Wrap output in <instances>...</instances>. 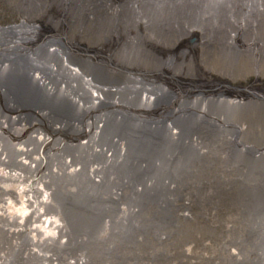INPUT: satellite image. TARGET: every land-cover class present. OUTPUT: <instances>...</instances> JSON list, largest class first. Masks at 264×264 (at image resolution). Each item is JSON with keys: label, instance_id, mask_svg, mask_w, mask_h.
Wrapping results in <instances>:
<instances>
[{"label": "bare ground", "instance_id": "1", "mask_svg": "<svg viewBox=\"0 0 264 264\" xmlns=\"http://www.w3.org/2000/svg\"><path fill=\"white\" fill-rule=\"evenodd\" d=\"M0 3L15 17L0 23V264H147L162 253L161 264L169 254L172 264H264V0ZM116 111L146 122V137L171 150L154 154L171 171L146 185L160 192L154 204L139 188L101 185L93 198L104 206L84 228L65 184L83 173L70 157ZM35 120L43 135L29 133ZM218 204L238 219L207 208ZM189 206L206 221L189 223L214 241L202 250L180 249Z\"/></svg>", "mask_w": 264, "mask_h": 264}, {"label": "water", "instance_id": "2", "mask_svg": "<svg viewBox=\"0 0 264 264\" xmlns=\"http://www.w3.org/2000/svg\"><path fill=\"white\" fill-rule=\"evenodd\" d=\"M196 41L197 38H193L191 42L195 43ZM18 97L19 100H16L20 105H23L22 97L20 95ZM36 98L40 99L42 104L51 107L52 110L56 108L55 103L52 101L53 99H49V101L51 100L50 103L48 101L46 103L43 97L39 96L35 97V99ZM115 113V116L111 117L109 123L106 124L105 129L99 132L95 142L89 140L84 141V143H87L85 147L76 145V147L79 148L78 155L80 157H70L72 165H79L83 173H78L76 176L69 178L70 182L65 184L72 186L75 192L74 194H71L70 191L64 192V195L71 194V200L69 201L71 211L81 214L79 220L84 228L89 227L91 225V220H94L92 219L93 217L90 218V216L100 212L102 210L101 207L104 206L101 199L93 198L95 197L94 195L98 194L97 191L100 190L102 187L101 185L105 186L104 192L107 190L109 193L122 190L126 187L129 189L130 193V190L136 191L139 188L143 195L149 193L148 196H151V202L154 204L157 202L156 195L160 192L157 191L158 189L156 188L146 192V185L149 182L159 184L161 181L165 180L168 172L171 171L169 167L170 161L165 165L164 163H157V160L154 158V154L162 151L171 152V150L163 146L159 138L151 139L149 136L146 137V122L140 124L136 123V125L133 123L137 122L136 116L125 114L122 111H116ZM69 115H65L63 111L61 116H63L62 118L64 120L65 116ZM55 117L56 116H54L55 121L59 120L55 119ZM101 119V117H95L93 119V130H95L99 124H102L100 123ZM65 121H67L66 118ZM149 130L154 132L152 128ZM158 130V127L155 128V131ZM93 149L97 151V153ZM96 166L101 168L97 171L98 174L96 173L99 176V180L98 178L97 180L93 178L92 175L90 177L87 176L85 171ZM79 177L84 178L81 184H79ZM82 187H86L90 190H83ZM53 197H55V202L62 207V204L65 202L63 192H55ZM126 202L129 203L127 200ZM65 205L66 203L63 206V210L62 208L59 210L68 226L75 231L73 227L74 220H72L71 215L67 214L66 209H64Z\"/></svg>", "mask_w": 264, "mask_h": 264}, {"label": "rangeland", "instance_id": "3", "mask_svg": "<svg viewBox=\"0 0 264 264\" xmlns=\"http://www.w3.org/2000/svg\"><path fill=\"white\" fill-rule=\"evenodd\" d=\"M4 10H7V7L4 4L0 3V23H10V22L14 21L15 17H14L13 14H10L7 17H5V15L3 16ZM193 38L190 39L189 44H194V43L191 42L193 40ZM166 52H169V51L166 50ZM162 53H163V51H162ZM33 122H35V124H34L35 127H33L32 130L29 131V133H33L35 135H43V132H45V128H43L42 126H44V123L45 122H41V121H37V120L32 121V123ZM81 140L86 141L84 138H82ZM17 142H19V141H17ZM219 155H220V158L221 157L224 158V155H223L222 152H221V154L219 153ZM205 186H208L207 187V191H206L208 193V196L212 197V199H213L217 194H215V191L212 188V185L211 184L210 185L205 184ZM70 189H73L74 190V188L72 186H70ZM6 197H10V195L6 194ZM195 198L197 200V197H195ZM195 207H196V203H195ZM195 207L193 209L191 206H189L188 209H185V211L183 212L185 214V217L182 220L183 223H189L191 221L197 223L196 222L197 219H199V220H197L199 222H202V223L203 222L204 223L206 222L205 220L202 221V219L200 218L199 215L198 216H195V214H194ZM207 208L209 209L210 212L212 211L211 213H218L221 216H223L224 218H229L230 217L231 220H232L233 218H237L238 217V213H237L238 210L237 209H234L232 207H228L225 204H218L217 207H216V209H215V207L213 208L210 205H208ZM191 214H194L193 217L194 218H197V219H194V218H191L190 219L189 216H191ZM152 225H155V221H154V223H152ZM188 225L191 226L190 227V230L188 231V234H182V233H180V237L182 238V241L180 243V249H184V248L187 247V245H191L193 243V244H197V249L198 250L199 249L202 250V244H203L204 241L205 242H210V243L214 242L211 236H209L207 234H203V231L205 229L203 227H201L200 225L192 224V223H189ZM221 225H222V223L220 222V226ZM161 255L162 256H156V257L153 256L151 258H146V263L147 264H152V263L155 262V260L158 259L159 262L157 260V262H155L154 264H161L162 259L165 258L164 257L165 255H163V253ZM169 255H170V258L168 259L169 264H172L173 262L178 261V258L179 257L172 256V254H169ZM152 259H154V260H152Z\"/></svg>", "mask_w": 264, "mask_h": 264}]
</instances>
